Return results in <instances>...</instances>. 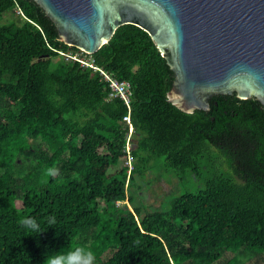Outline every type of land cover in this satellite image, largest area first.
Segmentation results:
<instances>
[{
	"label": "trees",
	"instance_id": "trees-1",
	"mask_svg": "<svg viewBox=\"0 0 264 264\" xmlns=\"http://www.w3.org/2000/svg\"><path fill=\"white\" fill-rule=\"evenodd\" d=\"M69 51L80 49L35 0H0V264L76 247L95 264H264V105L216 94L209 111H181L168 101L174 73L133 24L91 55L95 66ZM97 68L129 84V102ZM157 165L193 190L141 216Z\"/></svg>",
	"mask_w": 264,
	"mask_h": 264
},
{
	"label": "water",
	"instance_id": "water-1",
	"mask_svg": "<svg viewBox=\"0 0 264 264\" xmlns=\"http://www.w3.org/2000/svg\"><path fill=\"white\" fill-rule=\"evenodd\" d=\"M59 39L97 52L118 28L146 31L174 73L168 101L209 111L216 94L264 105V0H35Z\"/></svg>",
	"mask_w": 264,
	"mask_h": 264
},
{
	"label": "rangeland",
	"instance_id": "rangeland-1",
	"mask_svg": "<svg viewBox=\"0 0 264 264\" xmlns=\"http://www.w3.org/2000/svg\"><path fill=\"white\" fill-rule=\"evenodd\" d=\"M12 19H16V15L14 11H10L9 13H7L3 22H9ZM152 174L155 176L154 181L152 182L158 181L159 179L162 180L159 184H157V186L150 188L145 193L149 199L151 200L154 199L156 202L146 199L144 197H137L136 199L137 201H135L134 206L140 207L141 216H143L145 213L150 211H157V210L167 211L170 207V201L172 197L183 194L186 191V189L190 191L193 190V186L189 184L188 181H184V182L179 181L175 173L171 171L166 172L161 165H157ZM158 185L164 189L166 194H163V192L159 190ZM134 190L136 189L131 188V192ZM109 220L111 222V218L107 214L106 225L108 228H109Z\"/></svg>",
	"mask_w": 264,
	"mask_h": 264
},
{
	"label": "clouds",
	"instance_id": "clouds-1",
	"mask_svg": "<svg viewBox=\"0 0 264 264\" xmlns=\"http://www.w3.org/2000/svg\"><path fill=\"white\" fill-rule=\"evenodd\" d=\"M46 176L56 177L59 175V168L49 167ZM20 223L31 232H40V227L35 218L27 217L20 221ZM49 226L56 223L55 217H50L48 220ZM41 233V232H40ZM45 258L43 264H95V255L90 249L84 247H76L67 252L56 251L47 252L44 254Z\"/></svg>",
	"mask_w": 264,
	"mask_h": 264
},
{
	"label": "built area",
	"instance_id": "built-area-1",
	"mask_svg": "<svg viewBox=\"0 0 264 264\" xmlns=\"http://www.w3.org/2000/svg\"><path fill=\"white\" fill-rule=\"evenodd\" d=\"M92 54L93 53H89L87 51L80 49V51H76V52H72V51L66 52L65 58L67 61L80 60L84 66L90 67V66H95L94 58L91 56ZM96 70H99V74L101 75V77L108 82L110 95H112L113 97L119 96L121 99L125 100L126 102H129L130 90L128 83L119 82L110 71L105 70L104 68H97Z\"/></svg>",
	"mask_w": 264,
	"mask_h": 264
}]
</instances>
